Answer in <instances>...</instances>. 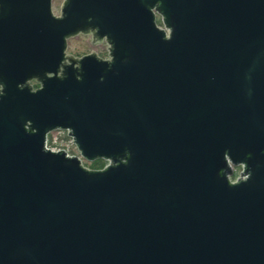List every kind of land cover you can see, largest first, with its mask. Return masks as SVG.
<instances>
[{"label": "water", "instance_id": "1", "mask_svg": "<svg viewBox=\"0 0 264 264\" xmlns=\"http://www.w3.org/2000/svg\"><path fill=\"white\" fill-rule=\"evenodd\" d=\"M51 1L0 0V264H264V0Z\"/></svg>", "mask_w": 264, "mask_h": 264}, {"label": "rangeland", "instance_id": "2", "mask_svg": "<svg viewBox=\"0 0 264 264\" xmlns=\"http://www.w3.org/2000/svg\"><path fill=\"white\" fill-rule=\"evenodd\" d=\"M62 2H63V0H52L51 1V9L55 15L60 13ZM157 23L159 25H161L159 17H157ZM106 46L107 45L105 44V42L93 44L91 42L90 36L79 34L75 37L68 39L66 52L69 54H72L74 56H81L83 54H87V53H90L93 51L99 57L105 59V58H107V47ZM54 133L59 136V139H60L59 147L66 148V150L69 154L79 156V153H78L76 147L74 146L70 137L67 135L66 131L58 130V131H55ZM82 164H83V166H85L88 169H100L98 167L101 164H103L105 166L107 164V162L104 161L103 163H101L98 160L90 162V161H85L84 159H82ZM240 170H241L240 166L234 167V169H233L234 172H233V175L231 176V180H234L238 176Z\"/></svg>", "mask_w": 264, "mask_h": 264}, {"label": "built area", "instance_id": "3", "mask_svg": "<svg viewBox=\"0 0 264 264\" xmlns=\"http://www.w3.org/2000/svg\"><path fill=\"white\" fill-rule=\"evenodd\" d=\"M55 131H58V130H55ZM55 131H52L50 132L48 135H47V140H46V147H48L49 149L51 150H59V149H64L66 152V148H63V147H59L60 145V139H59V136L57 134H55L54 132ZM62 131V130H61ZM51 134V135H50ZM68 155H73V154H69L67 152ZM78 156V155H77ZM80 157V156H79ZM81 158V157H80ZM82 161V159H81Z\"/></svg>", "mask_w": 264, "mask_h": 264}, {"label": "trees", "instance_id": "4", "mask_svg": "<svg viewBox=\"0 0 264 264\" xmlns=\"http://www.w3.org/2000/svg\"><path fill=\"white\" fill-rule=\"evenodd\" d=\"M98 161H100L101 163H103L104 162V160H102V159H99ZM104 165L103 164H101L98 168H102Z\"/></svg>", "mask_w": 264, "mask_h": 264}, {"label": "flooded vegetation", "instance_id": "5", "mask_svg": "<svg viewBox=\"0 0 264 264\" xmlns=\"http://www.w3.org/2000/svg\"><path fill=\"white\" fill-rule=\"evenodd\" d=\"M33 84H34L35 87L37 86V84H35L34 82H33Z\"/></svg>", "mask_w": 264, "mask_h": 264}]
</instances>
